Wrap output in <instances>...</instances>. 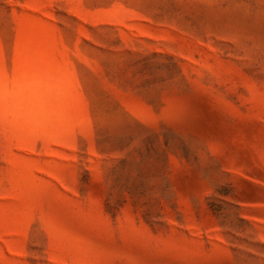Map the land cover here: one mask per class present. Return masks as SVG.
Returning <instances> with one entry per match:
<instances>
[{
  "label": "rangeland",
  "instance_id": "374dc122",
  "mask_svg": "<svg viewBox=\"0 0 264 264\" xmlns=\"http://www.w3.org/2000/svg\"><path fill=\"white\" fill-rule=\"evenodd\" d=\"M0 264H264V0H0Z\"/></svg>",
  "mask_w": 264,
  "mask_h": 264
}]
</instances>
